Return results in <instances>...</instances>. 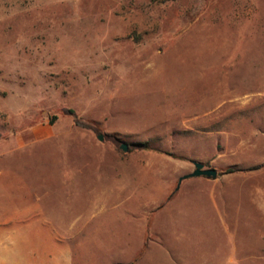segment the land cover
Masks as SVG:
<instances>
[{
    "label": "rangeland",
    "instance_id": "rangeland-1",
    "mask_svg": "<svg viewBox=\"0 0 264 264\" xmlns=\"http://www.w3.org/2000/svg\"><path fill=\"white\" fill-rule=\"evenodd\" d=\"M38 194L74 264H264V0H0V211Z\"/></svg>",
    "mask_w": 264,
    "mask_h": 264
},
{
    "label": "crops",
    "instance_id": "crops-1",
    "mask_svg": "<svg viewBox=\"0 0 264 264\" xmlns=\"http://www.w3.org/2000/svg\"><path fill=\"white\" fill-rule=\"evenodd\" d=\"M26 187L29 195L36 193ZM36 197L37 203L0 211V264H74L73 237L81 228L73 222L60 227L46 221L40 205L42 196Z\"/></svg>",
    "mask_w": 264,
    "mask_h": 264
},
{
    "label": "water",
    "instance_id": "water-1",
    "mask_svg": "<svg viewBox=\"0 0 264 264\" xmlns=\"http://www.w3.org/2000/svg\"><path fill=\"white\" fill-rule=\"evenodd\" d=\"M100 139L103 140L102 135H100ZM121 149L123 151L127 152L129 150V145L124 143V144H122ZM193 163L195 165V170L192 173L184 175L179 179V183H178V187L176 189V192L179 191L182 182L186 179H189V178L207 177V178L213 179V180L217 179L218 171L216 169L206 168L205 164L201 163V162L194 161Z\"/></svg>",
    "mask_w": 264,
    "mask_h": 264
},
{
    "label": "trees",
    "instance_id": "trees-1",
    "mask_svg": "<svg viewBox=\"0 0 264 264\" xmlns=\"http://www.w3.org/2000/svg\"><path fill=\"white\" fill-rule=\"evenodd\" d=\"M65 112H66L67 114H75V112H74L73 110H68V109H66ZM75 122H76V124H77L78 126H80V127H82V128L92 129V126H91V125L86 124V123H84L83 121H81V120H79V119H76ZM228 172L233 173V172H237V170H236V169H230V170H228Z\"/></svg>",
    "mask_w": 264,
    "mask_h": 264
}]
</instances>
